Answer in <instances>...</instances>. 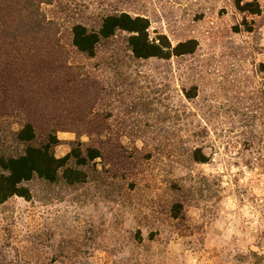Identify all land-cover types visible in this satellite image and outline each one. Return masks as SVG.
Instances as JSON below:
<instances>
[{
	"label": "rangeland",
	"instance_id": "obj_1",
	"mask_svg": "<svg viewBox=\"0 0 264 264\" xmlns=\"http://www.w3.org/2000/svg\"><path fill=\"white\" fill-rule=\"evenodd\" d=\"M259 2L250 16L236 0H0V156L23 153L27 123L58 157L102 154L84 184L34 178L31 200L0 204V264H264ZM115 13L198 48L162 61L136 59L125 33L93 58L73 45L75 25Z\"/></svg>",
	"mask_w": 264,
	"mask_h": 264
},
{
	"label": "trees",
	"instance_id": "obj_2",
	"mask_svg": "<svg viewBox=\"0 0 264 264\" xmlns=\"http://www.w3.org/2000/svg\"><path fill=\"white\" fill-rule=\"evenodd\" d=\"M236 8L240 13L250 16H258L262 11L259 0H236ZM234 29L236 32L241 29L250 32L253 27L245 18ZM118 33L128 35V47L133 56L140 60L168 61L173 57L193 55L198 48V42L194 39L173 45L164 34L153 38L150 35L149 20L128 13H115L104 17L98 30H90L77 24L72 29V41L81 53L93 58L96 57L98 46ZM188 95L187 97L192 99L196 93ZM36 139L34 126L27 123L17 134V140L25 145L23 153L17 156H0V204H5L14 197L31 200L32 193L27 184L34 178L50 184L61 181L69 186L84 184L87 181V173L79 167H85L102 156L97 148L89 147L83 151L79 147L63 157H58L54 153V148L59 142L56 136L50 135L46 143L41 145H35ZM193 159L199 163L209 161L200 149L193 152ZM71 161L75 162L76 167L71 165ZM173 210V215L177 218L181 205L175 204Z\"/></svg>",
	"mask_w": 264,
	"mask_h": 264
}]
</instances>
